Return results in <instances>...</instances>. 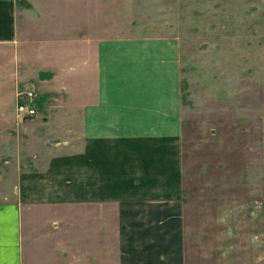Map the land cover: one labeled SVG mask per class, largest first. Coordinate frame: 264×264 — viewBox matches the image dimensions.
I'll return each instance as SVG.
<instances>
[{"label": "crops", "instance_id": "0c3cea01", "mask_svg": "<svg viewBox=\"0 0 264 264\" xmlns=\"http://www.w3.org/2000/svg\"><path fill=\"white\" fill-rule=\"evenodd\" d=\"M18 3L0 0V264H190L174 40L64 41ZM34 87L31 120L69 125L70 145L31 157L2 141L16 90Z\"/></svg>", "mask_w": 264, "mask_h": 264}, {"label": "rangeland", "instance_id": "374dc122", "mask_svg": "<svg viewBox=\"0 0 264 264\" xmlns=\"http://www.w3.org/2000/svg\"><path fill=\"white\" fill-rule=\"evenodd\" d=\"M17 1L19 8L30 2L42 28L61 31L64 41L72 28L112 40H174L187 260L262 259L264 0ZM34 92L41 113L44 97ZM15 121L14 139L2 141L6 151L34 157L56 143L70 145L69 125Z\"/></svg>", "mask_w": 264, "mask_h": 264}, {"label": "built area", "instance_id": "2783aa9c", "mask_svg": "<svg viewBox=\"0 0 264 264\" xmlns=\"http://www.w3.org/2000/svg\"><path fill=\"white\" fill-rule=\"evenodd\" d=\"M37 100L33 89L21 88L15 92L14 115L17 120L32 119L36 116Z\"/></svg>", "mask_w": 264, "mask_h": 264}]
</instances>
